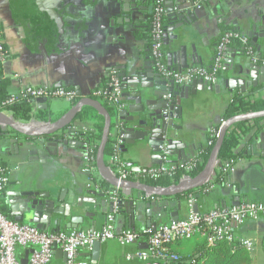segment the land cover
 Wrapping results in <instances>:
<instances>
[{
    "label": "crops",
    "instance_id": "obj_1",
    "mask_svg": "<svg viewBox=\"0 0 264 264\" xmlns=\"http://www.w3.org/2000/svg\"><path fill=\"white\" fill-rule=\"evenodd\" d=\"M193 1L187 0L185 5L190 7L196 16V20L188 28L189 38L185 41V45L189 55L191 45L194 44L201 62L194 64L188 60L190 66L210 67L222 35L231 30V32H240L247 36L252 20L264 13V0H206L200 8H194ZM56 2L57 0H0V36L6 51V57L0 64V75L1 86L6 94L18 92L28 86L62 87L75 90L77 93L75 102H77L82 97H92L94 90L103 87L105 78L112 70L117 72L120 80L119 67L126 65L128 68L132 60L136 61V67L142 70L150 67L158 73L152 64L150 55L151 0L139 3L137 15H133L130 7L132 3L128 5L127 11L118 10L121 0H91L85 6H79L71 1L62 7L55 5ZM163 4L165 6V0ZM253 48L256 55L264 57V53L259 55L255 46ZM172 51L174 48L168 49L164 46V62L168 68L176 70L179 64L175 58L171 60L170 66L167 65V54ZM241 52H243L242 45L238 41H233L226 47L224 59L227 57L226 54H230L227 59L235 60ZM250 64L262 68L251 61ZM250 72H252V77H249L250 83L254 81L256 84L253 90L249 89L242 94L238 87H235L237 84L229 82L226 86L224 80L229 76L221 68L218 81L214 84L219 85V91L199 90L184 102L181 117L174 119L173 122L176 128L181 127L182 132L189 133L186 139L188 143H192L193 137L196 139V145L192 148L194 156L191 160L198 156L199 151L207 143L209 130L218 127L232 98L238 95L252 98L263 96L264 76L255 68L250 69ZM141 74H144V71H141ZM142 83L146 86L152 85V81L146 78L142 80ZM122 95L121 85L123 106L120 110L115 109L104 99L92 98L98 100L113 117L122 111L125 103L133 104L130 99L124 101ZM164 98L169 101L171 95L168 93ZM75 102L59 98L46 99L42 103L31 102L30 120L33 122L29 120L28 127L37 129L40 123L50 118L57 119ZM106 103L109 109L105 107ZM167 108L168 106L166 110ZM82 111L101 116L91 105L82 106L72 123L62 131L59 139L62 142L54 141L53 144L46 146L43 144V146L37 144L39 141L34 143L30 141L31 139L18 136L19 145L17 146L11 141L15 136L10 132L0 138V164L9 172V182L2 199V209L8 218L13 220V213L17 212L23 200V191L26 187L32 186L35 190L50 192L64 203H69L73 196L74 209L70 213L67 209V215L63 213L55 216L61 220V231L74 229L67 227L74 214L83 215L82 218H74L77 229H99L105 224L112 208L104 206V211L99 212L102 207L99 208L98 204L102 198L85 193L87 189L100 193L101 188L106 184L100 178L96 165L91 173L83 171L82 153L85 150V142L81 139L80 132L84 130L87 133L96 128L95 120L80 117ZM255 129L258 134L262 132L264 125L253 127L252 124L250 130L243 134L235 152L240 156V160L236 162L234 172L222 177L216 169L217 177L214 187L206 193L201 190L195 193L200 211L228 207L233 205L236 199L239 202H264V158L260 159L259 151L247 142L249 133ZM110 139L112 145L118 143L120 160L132 173H139L141 167L146 169L158 167L153 164L157 159L152 158L154 153L148 147L146 140H136L133 145H125L127 151L123 152L121 148L123 137L119 134V130L112 127ZM63 140L72 142L63 144ZM136 152L141 153L139 155ZM185 153L188 157V148ZM128 162H135L138 168L130 169L127 166ZM163 165L175 166L167 164L165 160ZM195 175L188 174L190 178ZM184 180L180 175L177 184ZM119 194H122L119 200L120 206H118L114 220L117 231L123 229L153 230L161 223L183 219L187 214L183 196L165 198L135 190H121ZM151 196L153 199L150 198ZM77 197L80 198L77 199ZM92 199L97 201V205L91 204ZM147 202H154L155 205L147 209L144 206ZM164 202H167L166 206ZM56 203L59 205L58 200ZM77 203L82 209L76 206ZM63 205L66 204H62L61 210L64 211ZM92 208L99 212L94 218L83 214ZM21 224L33 225L27 218H24ZM53 225L54 222L42 231L54 232ZM234 233L254 243L252 251H248L252 259L251 263L264 264L262 248L264 219L245 221L235 229ZM199 241L201 240L197 237L176 241L171 249L177 254L189 256L194 252L195 244ZM145 246L144 238L133 244H121L116 239H110L100 243L97 250H94L93 245L88 249H80L78 260L86 264H158L159 261L155 260L142 261L126 258L127 254L145 248ZM28 250L17 247L16 258L21 262L26 261L29 257L26 255ZM48 264H65L62 251L54 249Z\"/></svg>",
    "mask_w": 264,
    "mask_h": 264
},
{
    "label": "water",
    "instance_id": "obj_2",
    "mask_svg": "<svg viewBox=\"0 0 264 264\" xmlns=\"http://www.w3.org/2000/svg\"><path fill=\"white\" fill-rule=\"evenodd\" d=\"M71 1L79 6H85L91 0H57L55 5L62 7ZM144 1L121 0L119 2L120 9L118 4V10L125 12L128 10V5L132 3L130 7L133 15H137L140 6L139 3L142 4ZM186 4L187 0H165L166 22L163 33V44L168 49L174 48V51L167 54V65L170 66L171 60L175 58L179 64L176 69L177 71H181L190 66L188 60L194 64L201 62L194 44L191 45L190 54H187L185 41L189 38L188 28L196 20V16L190 7L185 6ZM252 21L247 37H249L250 43L255 46L260 55L264 53V13L259 14L258 18ZM229 55L226 54L227 57ZM227 57L224 59L222 65V70L227 72V76H229L224 80L225 85L227 86L229 82L237 84L235 87H238L242 94L249 89L253 90L256 88L254 81L250 83L249 77H252V72L249 73V71L255 68V70L258 69V71H261V74L264 76V67L260 68L250 64L244 52H241L235 60L227 59ZM119 69L121 70L119 77L121 78L123 89V100L129 101L130 99L133 104L125 103L122 111L118 112L116 116L112 117L111 113L98 100L90 96L79 99L68 107L57 119L52 120L50 118V120L48 119L44 123H40L37 129H30L28 127L29 122H33L32 120L21 123L11 115L0 112V126L6 131V135L10 132L15 136L11 141L17 144V146L19 145L18 136L26 137L28 140L31 139L30 141H34V143L39 141L40 143L37 142V144H44L46 146L53 144L54 141H61L59 139L62 136V131L72 123L82 106L91 105L96 109L103 118L101 138L96 151V169L106 185L101 188L100 193H96V191L91 189H87L85 193L102 198L98 204L99 208L102 207V209H99V212L104 211V206L113 207V203L109 199V193L112 189L135 190L148 195L167 198L183 195L188 191L203 186L208 177L215 172L218 163V154L226 131L236 123L264 119V110L242 113L226 119L218 131L217 139L202 169L194 177H189L184 181H180L178 184L161 187L146 183H136L130 180H119L108 171L104 161V148L110 138L112 127L119 130V134L123 137V143L121 145L123 152L127 151L125 145H133L136 140H146L148 147L154 153L152 158L157 159V161L153 162L154 165H163V161L165 160L169 165L179 167L180 164V166H183L185 163L190 162L194 156V150L192 148L196 145V139L193 137L192 143H188L186 139H188L189 133L182 132L181 127L176 128L173 120L181 117L184 102L188 100L190 95H194L197 91L204 89L219 91V85H208L198 79L193 80L189 85L176 87L172 81L163 78L159 73H155L152 68L147 67L142 70L140 67H136V61L134 60L130 61L128 68L125 65L124 67H119ZM141 71H144V74H141ZM144 78L152 81V85L146 86L143 84L142 80ZM167 92L171 95L169 101L164 98L168 94ZM44 101H46L45 98L30 100V102L34 103H42ZM166 106H168L167 113L164 114L163 111L166 109ZM256 129L249 133L247 142L251 147L254 146L259 151L261 159L264 158V129L258 134H256ZM71 142L63 140V144H70ZM186 148L189 149L188 157L185 155ZM136 153L140 155L141 152ZM127 166L132 170L138 168L135 162H128ZM140 170V172H144L147 169L141 167ZM25 189L23 191V200L19 208H17V212L13 213V220L22 223L23 219L27 218L39 230L47 229L54 222V232L61 231V220L60 218H55V216L62 215L63 213L67 215V209L69 213L74 209L73 196L69 203H64L60 198L56 199L50 192L38 191L32 186L26 187ZM57 200L59 201V205L56 203ZM96 203L97 201L95 199L91 200V204L97 205ZM238 203L239 201L236 199L233 205H237ZM62 204H66L63 205L65 212L61 210ZM166 204L167 202H164L165 206ZM154 205V202H147L144 206L149 209ZM76 206L82 209L80 204L77 203ZM118 206H120V201L118 202ZM195 208L199 210L198 204ZM13 210L15 212L14 208ZM99 212L97 209L92 208L83 214L87 215V217L94 218ZM80 217L82 218L83 215L74 214L67 227L76 228V219L74 218ZM99 244V242L93 243L94 250L98 249ZM30 252L31 250H28L26 255H29ZM27 263L28 259L24 262L20 261V264ZM158 264L161 263L159 262Z\"/></svg>",
    "mask_w": 264,
    "mask_h": 264
},
{
    "label": "built area",
    "instance_id": "obj_3",
    "mask_svg": "<svg viewBox=\"0 0 264 264\" xmlns=\"http://www.w3.org/2000/svg\"><path fill=\"white\" fill-rule=\"evenodd\" d=\"M206 0H194L192 6L200 8ZM152 3V24H151V42L150 55L151 61L156 71L165 79L172 81L176 86L189 85L193 80L198 79L208 85H214L218 81L219 72L224 61V51L231 41H238L245 55L251 63L264 67V57H259L248 37L240 32H227L220 38L213 63L210 67L191 65L187 68L177 71L168 68L164 62V20L166 9L163 0H151ZM6 57L5 47L0 36V64ZM107 89L100 87L92 92V96L108 101L115 109L120 110L123 106L121 100V83L117 72L112 70L109 74ZM1 80V75H0ZM77 93L73 89L54 88L48 86H28L20 89L18 92L9 93L7 98L0 103V112L10 115L2 106L11 105L20 100H31L36 98H59L73 101ZM164 114L167 113L165 109ZM19 121V120H17ZM23 123L24 121H20ZM224 123L220 120L218 127L211 128L208 132L207 144L214 145L219 128ZM253 123V121H250ZM71 132V129H68ZM81 136L85 131L80 132ZM243 135L241 136V138ZM241 141V139H240ZM240 144V143H239ZM238 144V145H239ZM85 150L82 153L83 171L91 173L95 170L96 149L92 143L85 142ZM238 145L234 148L236 152ZM119 145H112V153L108 156L107 167L109 172L119 180H130L136 183H150L163 175H173L177 170H181L182 178H189L188 174L196 169L201 161L199 155L183 166L167 167L160 165L158 167L147 168L144 172L132 173L124 166L119 157ZM240 160V156L218 161V169L222 177L232 174L235 164ZM215 169V170H216ZM215 172L212 173L201 191L206 193L214 187ZM9 182L8 170L0 164V264H20L15 256L17 247H23L31 250L28 257V264H48L53 256L54 249H59L65 256V264H86L78 260V251L88 249L93 243L110 239H116L121 244H133L141 238L145 240V248L137 249L133 253L126 255L127 259H138L142 261L155 260L161 264H178L179 255L171 249L176 241L193 239L199 237L205 240L207 245H212L217 241H224L229 245L235 243L243 246L246 250L252 251L254 243L245 238L235 235V229L248 220L264 219L263 201H243L237 205L228 207H217L207 211H200L195 208L197 205V195L188 194L185 197L187 214L183 219L161 223L153 230L143 229L136 231L133 229H115V213L118 210L120 200L119 192L121 189L110 190L109 199L113 203L112 212L108 215L105 224L99 229H70L67 231L48 232L37 229L34 225L21 224L8 218L2 209V199L4 190ZM152 184V183H150ZM229 185L228 183H226ZM148 197V196H147ZM141 199L143 197H140ZM153 199V197H150Z\"/></svg>",
    "mask_w": 264,
    "mask_h": 264
},
{
    "label": "trees",
    "instance_id": "obj_4",
    "mask_svg": "<svg viewBox=\"0 0 264 264\" xmlns=\"http://www.w3.org/2000/svg\"><path fill=\"white\" fill-rule=\"evenodd\" d=\"M165 23V20H164ZM227 32H231V30H228ZM226 32V33H227ZM233 41H231L229 44H231ZM228 44V45H229ZM227 45V46H228ZM253 47V46H252ZM244 52V51H243ZM109 82V76H107L104 80L103 87L107 89ZM8 94L4 91L3 86H1V80H0V103H2L6 98ZM94 98H97L95 96H92ZM77 97L72 102H75ZM106 101V100H105ZM108 102V101H106ZM4 109H6L10 115L15 119L19 121H29L31 118V112H32V103L30 100H20L17 101L14 104L11 105H5L2 106ZM105 107H107V103L105 104ZM109 109V107H107ZM264 110V94L262 97L252 98L245 95H238L234 98H232L231 102L229 103L228 107H226L223 119L226 120L232 116L242 114V113H249V112H259ZM80 117L82 118H90L95 120V130L85 133V135L81 136V139L84 142L92 143L97 151L98 143L101 138V131L103 127V118L102 116L97 115H91L90 112L82 111L80 113ZM43 120H46L44 117H41ZM264 119H258L253 121V123L250 122H240L232 125L225 133L223 142L218 154V161H223L231 157H235L238 154H235L234 148L240 143L241 136L250 128L255 126L262 127L264 124ZM263 122V123H262ZM6 131L0 127V138L5 136ZM208 141V139H207ZM213 147V146H212ZM207 143L205 146L199 151L198 154L200 157V162L197 164L196 169H194L192 172H190V175L197 174L202 167L204 166L210 150L212 148ZM112 153V140L109 138L105 148H104V161L106 162L107 157ZM182 171L177 170L173 175H163L158 177L153 182H150L156 186H170L177 184L179 181L180 175ZM201 188H198L197 190H191L187 193H184L183 195H176L177 197H186L188 194H195L197 193ZM199 238V237H197ZM201 241L197 242L195 244V249L192 254L189 256H183L178 253L179 255V261L178 264H252V259L250 255L248 254V250H246L243 246L236 245L233 243L232 245H229L228 243L224 241H217L212 245H207L205 240L202 238H199ZM262 248L264 250V236L262 240Z\"/></svg>",
    "mask_w": 264,
    "mask_h": 264
},
{
    "label": "flooded vegetation",
    "instance_id": "obj_5",
    "mask_svg": "<svg viewBox=\"0 0 264 264\" xmlns=\"http://www.w3.org/2000/svg\"><path fill=\"white\" fill-rule=\"evenodd\" d=\"M165 26V25H164Z\"/></svg>",
    "mask_w": 264,
    "mask_h": 264
}]
</instances>
